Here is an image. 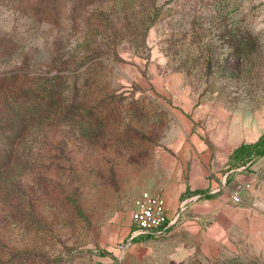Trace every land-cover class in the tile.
I'll return each mask as SVG.
<instances>
[{
	"label": "rangeland",
	"instance_id": "374dc122",
	"mask_svg": "<svg viewBox=\"0 0 264 264\" xmlns=\"http://www.w3.org/2000/svg\"><path fill=\"white\" fill-rule=\"evenodd\" d=\"M72 7L0 0V74L28 81L79 65L68 88L43 93L45 106L61 99L69 122L52 119V107L17 140L0 129V153L12 157L0 175V264H264V217L252 220L243 202L264 163L251 170L230 158L264 132V0ZM93 50L103 55L83 64ZM143 189L173 194L175 205L201 193L193 212L208 220L132 242ZM218 198L222 213L208 205Z\"/></svg>",
	"mask_w": 264,
	"mask_h": 264
},
{
	"label": "trees",
	"instance_id": "16d2710c",
	"mask_svg": "<svg viewBox=\"0 0 264 264\" xmlns=\"http://www.w3.org/2000/svg\"><path fill=\"white\" fill-rule=\"evenodd\" d=\"M73 10H76L80 5L82 0H71ZM133 45L136 50H141L142 45L140 43H135L133 40ZM114 49H105L102 53L107 54L108 58L112 59L119 58L115 47ZM103 55L101 52H96L95 50L87 52L84 54L83 64L88 63L93 59V56ZM74 59L66 62H62V67L55 70L53 76L47 77L43 74L40 75H29L23 74L24 76L29 75L31 80H21L22 74L20 72H4L0 74V129L4 131V134L10 141H14L24 136L29 128L43 125V118L45 112H47L52 107L56 109L54 112V117L52 119L62 120L64 122H69L71 118H68L70 110L60 113L59 107L61 99H56L54 96L50 98L49 102L45 106L43 93L57 92L56 89L68 88L69 76L75 75L72 71L77 70L79 65L75 64ZM75 64V68L69 67L67 64ZM74 86V85H73ZM73 107V106H72ZM70 107V109L72 108ZM48 108V109H47ZM57 111L59 113H57ZM58 114L60 117H58ZM73 120V119H72ZM6 132V133H5ZM264 156V135L260 136L259 139L251 144H241L235 148L231 154L230 158L234 163H238L237 167H247L253 161ZM12 162V157L9 156L7 152L0 153V175L10 168V163ZM197 194L195 192H190L188 195ZM201 194V193H198ZM202 196V194L200 195ZM17 210V206L15 205ZM134 228L131 227V230ZM151 238V236L146 234H140L132 239L133 241L144 240Z\"/></svg>",
	"mask_w": 264,
	"mask_h": 264
},
{
	"label": "built area",
	"instance_id": "2783aa9c",
	"mask_svg": "<svg viewBox=\"0 0 264 264\" xmlns=\"http://www.w3.org/2000/svg\"><path fill=\"white\" fill-rule=\"evenodd\" d=\"M250 188V183L238 185L232 193L235 202L240 201L239 194ZM198 194L183 197L176 208L169 212L166 204V195L162 189H143L138 192L132 202L130 213L131 227L130 240L140 234L153 237H162L175 225L184 221L189 207L199 200Z\"/></svg>",
	"mask_w": 264,
	"mask_h": 264
},
{
	"label": "crops",
	"instance_id": "0c3cea01",
	"mask_svg": "<svg viewBox=\"0 0 264 264\" xmlns=\"http://www.w3.org/2000/svg\"><path fill=\"white\" fill-rule=\"evenodd\" d=\"M262 135H264V132H257V134L256 133L251 134L250 137L255 138L252 142H256L259 139V137ZM241 144H244V143H240L238 146H240ZM238 146L234 147L231 150V152L235 148H237ZM258 159L253 161L251 164L248 165L249 169L252 170V169L258 168V166H260V164L264 163V156L261 158H258ZM165 195H166V193H165ZM198 195L200 197L199 200H197L196 202H194L190 205L189 210L187 212V215H186L184 221H182V222H198V221L203 222V219H204V221L208 220L207 219L208 214L199 213L198 215H195L193 212L194 208H196V206L199 205L198 203L201 201V196H200V194H198ZM186 196H187V194H183V197H186ZM183 197H181V198L179 197L177 204L179 203V201L181 199H183ZM243 198H244L243 202L245 205L246 214L248 216H251L252 220H254V216H255V219H257L256 216L264 217V179L261 176H260L259 181L257 183H254L252 190L248 194H246ZM166 204H167V208H168L169 212H172L177 206V204L175 205V195L171 194V196H169V197H167V195H166ZM208 205L209 206L214 205L216 210L219 211L220 213H222L223 210H225L223 198H218L216 201L208 203Z\"/></svg>",
	"mask_w": 264,
	"mask_h": 264
}]
</instances>
